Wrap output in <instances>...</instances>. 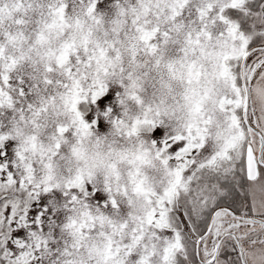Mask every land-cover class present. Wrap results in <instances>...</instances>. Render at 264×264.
Wrapping results in <instances>:
<instances>
[{
  "label": "snow or ice",
  "instance_id": "1",
  "mask_svg": "<svg viewBox=\"0 0 264 264\" xmlns=\"http://www.w3.org/2000/svg\"><path fill=\"white\" fill-rule=\"evenodd\" d=\"M0 264H264V0H0Z\"/></svg>",
  "mask_w": 264,
  "mask_h": 264
}]
</instances>
